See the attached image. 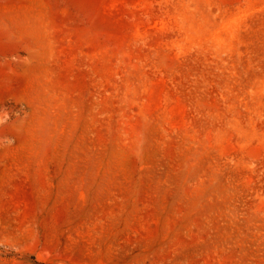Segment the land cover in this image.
Instances as JSON below:
<instances>
[{"label":"rangeland","instance_id":"obj_1","mask_svg":"<svg viewBox=\"0 0 264 264\" xmlns=\"http://www.w3.org/2000/svg\"><path fill=\"white\" fill-rule=\"evenodd\" d=\"M29 63L0 264H264V0H0Z\"/></svg>","mask_w":264,"mask_h":264},{"label":"bare ground","instance_id":"obj_2","mask_svg":"<svg viewBox=\"0 0 264 264\" xmlns=\"http://www.w3.org/2000/svg\"><path fill=\"white\" fill-rule=\"evenodd\" d=\"M39 67L38 64H27L26 71L18 72L16 67H11L9 64H0V74L3 69V74L0 76V89L10 90L14 87H19L22 89L30 87L35 81L34 70ZM2 152L10 162L17 160L20 156V149L18 147L12 148L10 146H4Z\"/></svg>","mask_w":264,"mask_h":264}]
</instances>
